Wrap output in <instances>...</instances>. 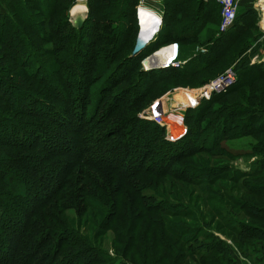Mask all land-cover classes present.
Segmentation results:
<instances>
[{"label": "rangeland", "instance_id": "obj_1", "mask_svg": "<svg viewBox=\"0 0 264 264\" xmlns=\"http://www.w3.org/2000/svg\"><path fill=\"white\" fill-rule=\"evenodd\" d=\"M160 2L162 1L160 0ZM160 2L144 0V3L149 6L158 5ZM206 2L200 4V11L205 10V8L211 10L209 16L204 18L207 19V27L198 38L183 41L182 55L179 59L196 47L199 49L209 44L212 36L221 31L222 20L219 8L217 9L212 3ZM195 3L193 2L186 11H192ZM10 6V0H3L0 2V11L5 12ZM68 15L73 25L70 10ZM55 18L61 19L60 14H56ZM261 22L262 24L259 21L257 28L254 27V24L247 25L235 40V44L226 53H222L221 57L203 72L204 79L198 77L169 79L165 83L154 86L149 93L147 92L148 94L143 96L140 92H135L136 98L131 107L116 108L111 114V108L109 110L107 102L113 98L112 96L118 88L110 90V92H102L97 114L102 119L104 118L103 121H107L108 124L116 123V130L119 132L121 131L119 120L127 116L129 112H137L140 119L152 121L140 117L139 114L149 109L156 100L161 99L166 103L167 109V113L164 115V124H166L164 138L174 141L183 137L187 132L184 116L191 113L186 111L193 110L197 105L194 102L193 106L183 109L174 108V106L178 103L180 106V103H183L187 96H196L205 84H208L220 72L230 67L234 63L232 61L236 57L237 47L245 41L253 42L264 33L263 20ZM168 24L166 26L170 27ZM177 24L179 22L174 21L175 26L173 27H176ZM86 38L90 42L94 40V45L98 43V40L89 34L86 35ZM39 44L45 48L50 46V43L40 42ZM3 50L7 51L8 49L3 48ZM92 53L94 54L92 57L86 58L87 64L85 66L86 70L90 72L91 80L94 81L91 88L96 91V87L101 82L99 78L104 71L102 68L105 67L106 62L98 50L95 53L92 51ZM45 57L54 66L51 60L53 57ZM20 71L19 68H16L9 75L16 78ZM117 74L119 76L120 73ZM23 78L24 76L21 79ZM28 82L34 91H38L40 96L48 97L46 86L26 79V83ZM95 98L96 94L93 99ZM262 100H264V79L256 81L249 87H238L232 91L227 89L218 101L212 102L211 105L219 109L221 107V112H217L221 117L222 112L226 113L225 111L231 106L241 103H245L249 107L256 106V103H260ZM259 108L261 107L259 106ZM252 110L249 108L246 115L238 114L235 117L236 120H242V118L246 120L250 113H254ZM241 112L243 113L242 109L236 110V113ZM6 114L11 117L8 113ZM14 116L19 121L32 122L27 123L30 124L27 127L35 128L40 136H48L46 134L48 133L50 138L54 139L55 134L53 133L59 131V127L52 122L50 129L52 133L38 126V124L50 125L46 118L39 116L35 118L27 115ZM179 116H182L183 119L179 121L178 125ZM203 118H205L203 123H198L199 127H202L208 119L209 127L212 124L211 115L208 113ZM102 119L97 122L103 123ZM163 126L165 127V125ZM194 126L193 124L192 127ZM225 126L228 127L227 122ZM222 127L220 125L219 129L214 131V139L212 140L211 134H208L209 131L204 129L201 134L203 140L180 142L175 147V150L180 154L176 155V152L173 151L168 152L164 154L165 160L160 164L157 163L156 159L151 158L152 154L149 155L146 162L150 163L151 167L142 168L141 171H137L128 179L121 178L103 165L97 164L91 167L78 164V158L73 154L74 152L72 155L67 152L65 154L60 153L65 152L70 147L61 149L60 152H58L59 150H51V152L47 150L48 148L44 150L39 146L29 149L3 147L7 158L17 163L15 165L17 167L16 174L21 184H0V192L5 193L4 197H0V207L3 208L0 214V237L9 236L8 229H5L6 224L10 223V228L17 225L18 231L20 223L24 224V220H26L25 225H27L29 219L33 229L29 238V245L37 239V236H40L39 231L53 225L61 228H57L58 230L66 228L74 230L82 238L84 248L89 247L90 250H85V254L78 257V251L73 250L74 247L75 249L78 248L77 244L64 246L61 251H58L56 248L58 237L56 235L50 236V238L44 237L40 240L41 243H38V246L41 244L42 246L35 258L39 264H51V261L52 264H59L58 261H64L68 253L67 258L73 262L72 264L108 263L107 261L104 263L92 262L91 258L86 255L90 252H92L90 253L91 257L95 256L94 259L111 258L114 264H128L129 262L134 264H222L218 259L222 255L224 257L230 256L231 261L236 264H247L248 262L260 264V261L264 260L262 253V250L264 251V237L262 230H260V227H264V163L262 162L264 131L227 139V137H223ZM116 130L108 131V135H113L109 137V140H115V142L119 140V137L114 135ZM59 138L64 137L60 136ZM51 141L43 140L42 142L48 145ZM136 141L137 146L143 148L145 137L142 129L139 130ZM52 144H54L53 141ZM60 144H57L60 148L65 147L62 145L70 146L65 142H60ZM205 145L207 148H203ZM231 150H244V154H234ZM165 166L166 169H164ZM159 169L164 170L160 171ZM197 171H202L203 175L196 174ZM138 186H145L149 188L146 191H152L150 196L154 198L145 199V203L154 204L163 198L166 199L167 203L172 204L174 212L165 216L154 210L143 212L140 207L142 205L140 204L141 200L137 198L134 192V188ZM42 194L48 195L41 197ZM133 198L135 199L132 201ZM117 202L121 209L117 211L118 214L114 217L113 212L117 207L114 208V204ZM139 208L141 211H136ZM135 212L136 214H134ZM139 215H143L140 222H138L139 219H136V216ZM145 217L150 225L147 223L148 227L143 228L144 221L147 220ZM131 220L138 222L133 224L138 228L133 233L135 236L134 245L129 249L126 247V242L130 236V231L127 232V229L130 228ZM249 226H256L251 234L248 232ZM165 227L171 232L169 230L168 232ZM176 231L180 234L177 235ZM236 232H241V234ZM10 241L15 242L11 239ZM161 243L166 244V246H162ZM225 243L230 246L229 249L225 248ZM199 247L202 250L217 247L219 252L223 253L216 251L217 253H211V256L206 257L190 254V251ZM218 253L219 255H217ZM48 254L52 257L51 259Z\"/></svg>", "mask_w": 264, "mask_h": 264}, {"label": "trees", "instance_id": "obj_2", "mask_svg": "<svg viewBox=\"0 0 264 264\" xmlns=\"http://www.w3.org/2000/svg\"><path fill=\"white\" fill-rule=\"evenodd\" d=\"M75 1L10 0V8L8 7L5 12L0 11V47L8 49L5 51L0 48V184H21L16 174L17 167L15 165L17 163L11 161L4 154L3 147L7 146L27 149L38 148L39 146L44 150L48 148L49 151L59 150L58 152L70 147L65 152L60 153L65 154L67 152L72 155L74 152L73 154L78 158V164L91 167L97 164L103 165L121 178L128 179L137 171H141L142 168L151 167V164L146 162L149 155L152 154L151 158L156 159L157 163L160 164L165 160L164 154L171 151L176 152V155L180 154L175 150L180 142L203 140L201 134L204 129L209 131L208 134H211V140L214 139V131L219 129L220 125L223 126V137H227V139L244 137L252 134V132L264 131V100L256 103V106L249 107L245 103L231 106L225 111L226 113L222 112L220 117L217 112H221V107L220 109L215 108L211 104L218 101L224 92L213 93L211 98L201 100L193 110L186 111L191 112L184 116L187 132L183 137L174 141L164 138L166 127L153 121L140 119L137 112H129L127 116L120 118L121 131L119 132L116 130V123H111V127V124L103 121L104 118L102 119L97 114L102 92H110V90L118 88L112 96L113 98L107 102L108 105L106 104L109 110L111 108V114L116 108L131 107L136 98L135 92H140L143 96L147 92L149 93L154 86L165 83L169 79L192 77L204 79L203 72L213 65L222 53H226L235 44L237 37L247 27L246 23L240 24L244 14L241 16L237 13L231 27L224 32L220 31L214 34L210 43L204 45L205 51L198 49L180 67L169 66L144 70L141 64L142 60L161 46L175 41L183 49V41L196 39L200 36L207 27V19L204 18L207 15L209 16V12L211 13L210 8L209 10L205 8V10L200 11V4L205 1L184 0L186 7H190L193 2H196L197 10L196 13L191 12V10L180 13L176 0H162L164 5L163 31L159 33L155 41L150 40L135 55H131V51L139 29L136 16V6L139 0H86L87 16L80 28H76L71 24L68 15ZM0 2H3V0H0ZM206 3H212L215 8L218 5L214 0H208ZM218 8L220 10L219 6ZM56 14H60L61 19L55 18ZM193 16L197 19V22L201 21L199 27L190 29L188 27L176 28L173 25L166 26L170 21L187 20ZM165 33L167 34L166 39H164ZM87 34L95 37L98 43L94 45V40L90 42L86 38ZM40 42L50 43V46L47 48L39 46ZM248 43L249 41H245L237 47L236 57L232 61H236L237 80L228 88L229 91L238 87H249L256 81L264 79V65L249 64L250 58L244 55L249 46ZM90 47L92 48L90 49ZM97 50L102 53V57L104 56L106 64L102 68L104 71L99 78L101 81L99 88L96 87V91H94L91 88L94 81L91 80L90 72L86 70L85 65L87 64L86 58L92 57L94 55L92 51L95 53ZM45 56L53 57L51 60L54 66L48 62ZM16 68L21 71L18 73V77L15 78V76L9 74ZM116 72L120 73L119 76ZM22 76H24L23 79H21ZM26 79L46 86L48 97L40 96L37 90L32 89L29 82L26 83ZM95 94L96 98L93 99ZM249 108L253 109V114L250 113L246 120L245 118L236 120L235 117L238 114L246 115ZM238 109H242L243 113H236ZM208 113L211 115L212 124L208 127L210 123L208 119L202 127H199L198 123L202 124L205 119L203 117ZM14 115L46 118L49 120L50 125L38 124V126L52 133L50 130L52 122L59 127V131L53 133L55 134L54 139H51L48 133H46L48 136H40L35 128L27 127V125H30L27 123L32 122L19 121ZM100 119L103 123L97 122ZM226 122L228 127L225 126ZM193 124L194 127H192ZM113 129L116 130L114 135L119 137L117 142L109 140V137L113 135H108V131ZM140 129L143 130L145 137L143 148H139L136 141ZM60 136L64 138L60 139ZM41 140H52L54 144L51 141L47 145ZM60 142L68 143L70 146L62 145L66 148H60L57 145ZM204 147L207 148L206 145ZM233 152L234 154H244V150ZM262 162L264 163V157ZM164 169H166V166ZM164 169L159 170L163 171ZM195 173L203 175L202 171ZM148 189L145 186L134 188L137 198L141 200L140 204L142 205L140 207L143 212L154 210L162 216L174 212L172 204L167 203L166 199L163 198H160L154 204L145 203V199L154 198L150 196L152 191H146ZM4 195L5 193L0 192V197H4ZM47 195L42 194L41 197ZM157 196L160 197L158 194ZM132 205L134 206L133 202ZM114 208L113 216L115 217L121 206L117 202L114 204ZM2 209L0 207V214ZM141 210L139 208L136 211ZM142 218L143 215L136 216V219H139L138 222L142 221ZM113 220L115 221V219ZM25 222L26 220H24V224L20 223L18 231L16 229L17 225L10 228V223L6 224L5 229H8L9 236L6 238L0 237V264H39L35 261V258L42 244L38 246V243H41L42 238H50L54 235L58 237L56 246L58 251H61L64 246L75 244L78 245V248L75 249L74 247L73 250L78 251V257L84 255L85 250L90 251L89 247L84 248L82 238L74 230H71V228L58 230L59 227L53 225L39 231L40 236H37V239L29 245V238L33 229L29 219L27 225H25ZM137 223L131 220L130 228L127 229V232L130 231V236L126 242V247H129V249L134 245L135 236L133 233L138 227L133 226V224ZM147 223L150 225L148 219L144 221L143 228L148 227ZM163 224L165 226V223ZM254 229H256V226H249L248 232L251 234ZM260 230H262V236L264 237V227H260ZM179 234L180 232H177V235ZM237 234H241V232ZM9 238L15 242L13 243ZM161 244L166 246L164 243ZM37 246L38 248H36ZM224 246L228 249L230 247L226 243ZM213 248L202 250L199 247L194 251H190V254H199L203 257L211 256V253L219 252L217 247ZM90 253L86 255L91 258L92 262L104 263L107 261L106 264H114L111 258L96 260L93 258L95 256H90ZM217 255L216 257H218ZM67 256H69V253L65 256L64 261H58L59 264H72L73 262ZM87 256L85 257L87 258ZM49 257L52 258L50 255ZM74 257L76 258V255ZM218 259L222 264H230L232 260L230 256L224 257L223 255ZM128 264L134 263L129 262ZM231 264L236 263L231 261Z\"/></svg>", "mask_w": 264, "mask_h": 264}, {"label": "built area", "instance_id": "obj_3", "mask_svg": "<svg viewBox=\"0 0 264 264\" xmlns=\"http://www.w3.org/2000/svg\"><path fill=\"white\" fill-rule=\"evenodd\" d=\"M153 1H160V0H153ZM215 1L219 4V7H220V14H221V20H222L220 28H221V32H224L229 27H231L232 24L234 23L242 0H215ZM249 5H251L256 10L259 21L262 24L261 21L264 18V0H252L251 2H249ZM143 6H146L152 9V7L144 3V0H139L138 5L136 6V16H137L138 22H139L138 18L141 17L140 11L142 10ZM154 11L157 12L156 10ZM158 15L160 17L157 16L159 18V22L157 25L160 26L162 16L160 14ZM172 45L173 44H171L170 46ZM160 50L161 49H159V51ZM172 57L173 59L175 57V59L174 60L167 59V61L163 62L160 66H156V67H153V66L147 67V65L144 64L142 60L141 62L142 68L144 70H148L152 68L169 67V66L180 67L184 63L183 60L177 58L176 48L174 51V55ZM261 62L264 65V57L261 58ZM236 80H237V71L235 69V64L233 63L230 67L220 72V74L215 79H212V81H210L208 84H205L203 89L197 92L196 96H193V97L187 96L186 100L183 103H180V106L178 103L174 106V108L180 107L183 109V108L191 107L194 105L193 104L194 102L198 103L199 100L202 98H209L213 93H219V92L226 91L230 86H232L236 82ZM165 106H166V103H164L163 100L161 99L156 100V102L149 109L142 112V114H139V116L152 120L153 122L159 125H162V126L165 125L166 127V124H164V115L167 113V109ZM247 264H251V263L248 262Z\"/></svg>", "mask_w": 264, "mask_h": 264}, {"label": "crops", "instance_id": "obj_4", "mask_svg": "<svg viewBox=\"0 0 264 264\" xmlns=\"http://www.w3.org/2000/svg\"><path fill=\"white\" fill-rule=\"evenodd\" d=\"M203 1H208V0H203ZM251 1L252 0H242L241 1L240 7H239V10H238V14L241 15V16L244 14V16H242V18L240 20V24H242V25H243V23H246L247 25H253L254 24V27L257 28V27H259V18H258V15H257L256 10L251 5H249V2H251ZM176 3H177V7H178L180 13L186 12V10L189 7V6L186 7L187 5L184 4V0H176ZM218 6H219V4L217 5V9H218ZM150 7H152V9H154V10L156 9V11L158 12V14H160L162 16L161 24H160L159 28L157 29V32L155 33V35L151 39V41H155L156 38L158 37L159 33H161V31H163V28H164V21H163L164 5H163L162 2H160L158 5L155 4L154 6L152 5ZM196 10H197V7L196 6H193V10L191 12L196 13ZM248 11H251V12H248ZM181 20H178L177 21V22H179V24H177L176 28L188 27V28L192 29V28L199 27L201 25V21H198L197 22V19H195L194 16L191 19H187V20H183V21H181ZM169 25L170 26L171 25L175 26L174 25V21L173 22L170 21L169 22ZM263 26H264V18H263ZM166 38H167V34L165 33L164 34V39H166ZM171 44H173V46L176 48V50H177V58H179L180 55H182V48L179 46V44L177 42H174L173 41V42H171V43H169L167 45L161 46L159 49H163V48L165 49V48L169 47ZM248 45L249 46L245 50L244 55L246 57L248 56L250 58L249 59L250 60L249 61V64H262L261 58L264 57V33L258 39L254 40L253 42L249 41ZM205 49L206 48H204V46H202V47L199 48V50H201V51H205ZM151 50H153V49H151ZM197 50H198V47H196L195 49H193L191 51L189 50L190 52L187 53L185 56H183V58H180V59L183 60L186 63L194 55V53ZM162 52L156 53V55H158V54L160 55ZM149 55H147V56H149ZM162 55H163L162 58L166 56L165 53L162 54ZM253 59H255V60H253ZM235 63H236V61L234 62V64ZM209 98H202V100L203 99H209ZM199 103H200V100H199V102L196 105H198ZM180 113H182V112L180 111ZM182 116H179V118L177 119V124L179 123L180 120L183 119ZM262 253L264 255V251L263 250H262ZM262 262L264 263V260L263 259L260 261V264Z\"/></svg>", "mask_w": 264, "mask_h": 264}, {"label": "bare ground", "instance_id": "obj_5", "mask_svg": "<svg viewBox=\"0 0 264 264\" xmlns=\"http://www.w3.org/2000/svg\"><path fill=\"white\" fill-rule=\"evenodd\" d=\"M86 14H87V5L85 3V0H76L74 5L70 9L71 20L75 21L76 18H78V17L82 18ZM140 14H141L140 18H141L142 22L146 26H149V29H152V33H153V36H154L155 33L157 32V29L159 28V25H157V24L159 22V18L158 17H160V16L158 15L157 12H155L154 10H152V9L146 7V6L142 7V10L140 11ZM157 26H158V28H157ZM174 51H175V47L173 45L169 46V47H167L165 49L164 48L161 49L158 52V53L162 52L160 55L159 54L158 55L155 54L154 56H152V57H150L148 59V61L146 63L147 67L160 66L163 62L167 61V59H169V60L173 59L172 56L174 55ZM164 53L166 54V56L162 58V56H163L162 54H164ZM174 59H175V57H174Z\"/></svg>", "mask_w": 264, "mask_h": 264}, {"label": "water", "instance_id": "obj_6", "mask_svg": "<svg viewBox=\"0 0 264 264\" xmlns=\"http://www.w3.org/2000/svg\"><path fill=\"white\" fill-rule=\"evenodd\" d=\"M87 14L84 17H78L75 19V21L72 20L74 27L76 28H80L84 22V19L86 18ZM139 22H138V33L135 39V43L133 46V49L131 51V55H135L136 53H138L140 50H142L147 43L153 38V33H152V29H149V26H146L141 18L139 17ZM152 26V25H151ZM157 52H159V49L154 51L153 53H151L149 56H147L146 58L143 59V63L146 64L148 59L152 56H154ZM156 67V66H153Z\"/></svg>", "mask_w": 264, "mask_h": 264}]
</instances>
